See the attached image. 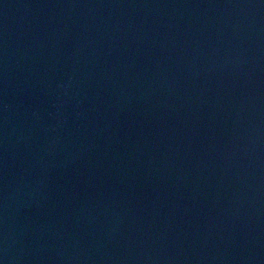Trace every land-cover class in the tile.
Masks as SVG:
<instances>
[{
	"label": "water",
	"instance_id": "water-1",
	"mask_svg": "<svg viewBox=\"0 0 264 264\" xmlns=\"http://www.w3.org/2000/svg\"><path fill=\"white\" fill-rule=\"evenodd\" d=\"M0 264H264V0H0Z\"/></svg>",
	"mask_w": 264,
	"mask_h": 264
}]
</instances>
